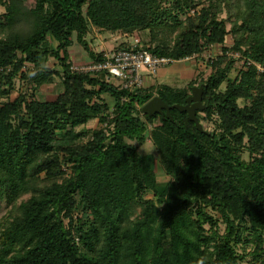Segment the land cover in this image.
<instances>
[{
  "label": "trees",
  "instance_id": "obj_1",
  "mask_svg": "<svg viewBox=\"0 0 264 264\" xmlns=\"http://www.w3.org/2000/svg\"><path fill=\"white\" fill-rule=\"evenodd\" d=\"M199 5L0 0V199L11 208L0 221V264H264V0H211L189 15ZM94 29L149 31L143 48L175 61L213 46L224 55L183 90L126 91L106 74L73 70L74 37L92 62L104 60L88 40ZM229 35L263 71L245 66L229 78ZM57 76L64 91L39 99ZM16 78L29 90L12 99ZM198 85L209 133L178 110L172 121L142 114L155 96L184 105ZM94 120L107 129L80 131ZM147 140L165 185L156 158L137 155Z\"/></svg>",
  "mask_w": 264,
  "mask_h": 264
},
{
  "label": "rangeland",
  "instance_id": "obj_2",
  "mask_svg": "<svg viewBox=\"0 0 264 264\" xmlns=\"http://www.w3.org/2000/svg\"><path fill=\"white\" fill-rule=\"evenodd\" d=\"M197 1L200 5L198 6V8L196 9H192L189 13V15H193L195 13L196 10H200L201 7L203 6V4H207L209 3L211 0H195ZM4 12V8H0V13ZM222 19L226 18V15L223 14L221 16ZM228 29H230V25L228 24ZM97 36H99L98 40ZM130 38H132V40L134 38H138L141 40V42L143 44H145L146 46H151L150 43V34L149 31H137V32H133V33H108V32H100L98 29H94L92 34H90L88 36V40L92 41L91 42V46L94 50H100V47H98V44H100V42L105 43L106 47L108 48V51H104V52H110V51H115L118 48L121 47H129V42H130ZM153 46V45H152ZM233 46H234V40L232 38L231 35H229L226 39L225 42V47L227 49H229V51H233ZM80 49H81V53L84 55V57L86 58H90L89 54L84 51L80 45L76 42V37H74V45L71 47L70 52L72 53V56L75 58L76 54L80 53ZM223 51V46H213L210 49H207L203 54L199 55L198 57L192 59V60H187V61H182L179 62L177 64H169L167 66H178L179 68H181L184 72L183 76L180 75L179 80H177V82L180 84V87L182 86H188L192 81L196 80L199 76L198 81H202L205 80L208 77V74L212 72V64L214 62H216V60L220 57L223 56L224 53ZM97 53V52H96ZM103 53V52H100ZM226 54V53H225ZM73 58V59H74ZM228 59H230L227 56ZM198 63H204V65L207 66L206 70H204L201 75H200V70L198 68ZM90 64V63H89ZM89 64H85L84 66H87ZM241 63H238L236 61H234V70L232 71V73L230 74L229 78L230 79H235L236 76L238 75V70L242 67L240 65ZM50 68H59V65L57 62H55V60H50L47 64ZM73 67H77L73 64ZM36 69L33 66H27L25 67V72H35ZM206 75V76H205ZM199 86V85H198ZM15 92L12 95V99H15L18 94L20 92H27L29 90V85L27 82H24V80H21L20 78H16L15 79ZM186 88V87H185ZM64 91V87H63V83H62V77L57 76L54 79V82L51 84H47L42 86L38 92H37V97L39 99L42 100H48V101H54L62 92ZM106 100L109 104H113V101L110 97H106ZM240 105L243 106L244 103L241 101ZM205 129L212 131L214 129V126L207 122L204 121L202 122ZM102 127L107 129V126H101L98 122V120H94L91 121L90 123H88L86 126L81 127L80 131H86L87 136H89L90 133H92L95 130L101 129ZM79 131V130H78ZM149 159H155L156 158V171H157V175H158V181L161 184H166L170 181V178L167 177L165 175V173L162 170V167L159 164V160H158V156L156 154V151L151 154L146 156ZM244 158L248 160L249 156L248 154L244 155ZM149 198L152 197V195L148 196ZM79 198V197H78ZM82 208H79V211ZM11 210L10 207L7 206V204L5 203V201L3 199H0V221H2L8 214L9 211ZM140 213V210L137 211V214ZM79 216V215H77ZM225 229L224 225L220 226V231L223 232Z\"/></svg>",
  "mask_w": 264,
  "mask_h": 264
},
{
  "label": "built area",
  "instance_id": "obj_3",
  "mask_svg": "<svg viewBox=\"0 0 264 264\" xmlns=\"http://www.w3.org/2000/svg\"><path fill=\"white\" fill-rule=\"evenodd\" d=\"M103 54V61L91 62L87 66L73 67V70L92 76L106 74L108 82L126 91L143 89L145 86L143 74L145 72L150 75H156L161 67L179 62L170 58L159 57L148 49L143 48L142 42L138 38H134L129 47H121L113 52H103ZM226 56L241 63L242 68L254 65L259 71H263L259 65L243 56L240 52L231 50L226 53ZM196 57L198 56L181 61L192 60Z\"/></svg>",
  "mask_w": 264,
  "mask_h": 264
},
{
  "label": "water",
  "instance_id": "obj_4",
  "mask_svg": "<svg viewBox=\"0 0 264 264\" xmlns=\"http://www.w3.org/2000/svg\"><path fill=\"white\" fill-rule=\"evenodd\" d=\"M203 93L204 86H194L191 94L185 100L184 105H168L159 96H155L142 107V114L149 117L160 115L164 120L169 119L172 121L171 111L178 110L181 113L188 114L189 120L196 125L198 131L205 134L209 133L205 130L203 123L198 118V112L206 109L203 103Z\"/></svg>",
  "mask_w": 264,
  "mask_h": 264
},
{
  "label": "crops",
  "instance_id": "obj_5",
  "mask_svg": "<svg viewBox=\"0 0 264 264\" xmlns=\"http://www.w3.org/2000/svg\"><path fill=\"white\" fill-rule=\"evenodd\" d=\"M98 38H99V36H97L96 40H98ZM130 44H132V38H130L129 45ZM98 47H100L99 51L94 50L91 46L93 51L97 52V53L108 51V48L106 47L104 41L100 42V44H98ZM110 52H113V51H110ZM69 54H70V58H71L73 64L77 67L78 66H84L85 64H89L92 62L89 57L88 58L84 57V55L81 53V49H80V53L76 54L75 58L72 56V53L70 52V50H69ZM55 62H57V61H55ZM179 62H175V64H177ZM172 64H174V63H172ZM198 68L200 70V75H201V73L204 70H206L207 66L204 65V63H198ZM183 74H184L183 70L181 68H179L178 66H176V67L175 66L161 67L158 70L156 75H150L149 73L145 72L143 74L144 79H145L144 89H153L154 91H156L159 87L168 86V87H171V88L176 89V90H183V89H185V87H187V85L185 87L184 86L180 87V84L177 82V80H179V78H180V75L183 76ZM209 75H210V73L208 74V76Z\"/></svg>",
  "mask_w": 264,
  "mask_h": 264
},
{
  "label": "clouds",
  "instance_id": "obj_6",
  "mask_svg": "<svg viewBox=\"0 0 264 264\" xmlns=\"http://www.w3.org/2000/svg\"><path fill=\"white\" fill-rule=\"evenodd\" d=\"M137 145L133 143L131 145V148H135ZM139 149L137 152V155H143V156H148L153 154L156 151L155 145L151 140H147L145 143L139 145Z\"/></svg>",
  "mask_w": 264,
  "mask_h": 264
}]
</instances>
